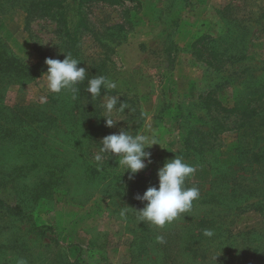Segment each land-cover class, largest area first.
<instances>
[{"label": "rangeland", "instance_id": "rangeland-1", "mask_svg": "<svg viewBox=\"0 0 264 264\" xmlns=\"http://www.w3.org/2000/svg\"><path fill=\"white\" fill-rule=\"evenodd\" d=\"M0 41V264H264V0H0ZM66 54L87 69L75 98L44 75ZM94 75L116 88L92 97ZM125 129L160 143L131 179L100 152ZM167 151L188 152L187 187L234 167L253 194L220 222L197 200L143 222Z\"/></svg>", "mask_w": 264, "mask_h": 264}, {"label": "clouds", "instance_id": "clouds-1", "mask_svg": "<svg viewBox=\"0 0 264 264\" xmlns=\"http://www.w3.org/2000/svg\"><path fill=\"white\" fill-rule=\"evenodd\" d=\"M80 62L66 54L63 60L47 58V72L44 74L47 80L48 90L52 93H60L62 90H70L75 98L79 89L76 85L86 79L87 69L78 67ZM116 88V83L107 77L92 76L88 80L86 91L92 97H100L102 89ZM119 96L106 97L104 108L106 113H112L113 110H123L125 105L119 102ZM120 108L117 109V104ZM106 126L111 128L115 125L110 116L105 115ZM159 144L155 136L149 137L144 133L132 134L127 129L119 133L107 135L100 142V152L111 154L118 158L119 165L129 173L131 179L151 163V153L146 151L152 145ZM102 157L97 155L96 161H101ZM147 162V163H146ZM99 166V165H98ZM194 166L185 163L182 156L176 155L173 159L167 160L162 167L158 169V187H149L142 196L137 199L146 201L143 209L137 211L140 220L149 222L157 227H164L165 224L172 223L181 214L189 212L193 207V202L199 199L200 192L197 187H187L185 181L195 173ZM123 173V174H124ZM125 213L122 211L121 215ZM213 231L206 229L204 235L213 236ZM158 242H163V237H157ZM23 264V262H21Z\"/></svg>", "mask_w": 264, "mask_h": 264}, {"label": "trees", "instance_id": "trees-1", "mask_svg": "<svg viewBox=\"0 0 264 264\" xmlns=\"http://www.w3.org/2000/svg\"><path fill=\"white\" fill-rule=\"evenodd\" d=\"M4 55L7 54L5 53ZM7 57L11 58L9 55H7ZM9 72H10V67H8L6 70L0 68V82L4 81L5 77L8 76ZM6 130H8V128H6ZM4 132L8 134V132L6 131ZM1 134L2 133H0V138L7 136L6 134L3 135ZM187 154L188 152L186 151L182 153L175 151H167L165 153V156L168 157V156L179 155L185 157ZM165 161L166 159H162L161 156H159L157 159L158 163H165ZM260 165L264 166V164L263 165L260 164ZM261 169H262L261 171H263L264 167H262ZM235 172L236 169L234 167H227L224 171L219 173V175L217 176L215 175V177H213L208 183V187L205 189L203 188L204 183L195 182L192 184L194 186H200L203 189V190L202 189L199 190L200 196L199 199H197V201L199 203L214 207V209L212 210L214 212V219H212V221L220 222L223 219L224 215L228 214L229 209L232 206V203L237 201V199L242 197V195L247 196L253 194V190L255 187L245 185V183L241 185L239 181L237 182L236 180L242 179L243 181H246V179L241 178L240 175L235 176ZM248 182L249 180L247 181V183ZM222 184H223V188L221 190L219 191L214 190L218 185H222ZM224 184L225 186H227V184L229 185L230 188L229 191L225 190L226 188ZM189 255L196 258L195 254L193 255L189 254ZM203 258L204 256L200 257L199 263L201 262L200 260H202Z\"/></svg>", "mask_w": 264, "mask_h": 264}]
</instances>
